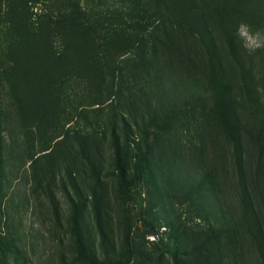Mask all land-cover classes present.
<instances>
[{
    "label": "rangeland",
    "instance_id": "obj_1",
    "mask_svg": "<svg viewBox=\"0 0 264 264\" xmlns=\"http://www.w3.org/2000/svg\"><path fill=\"white\" fill-rule=\"evenodd\" d=\"M263 74L264 0H0V264H264Z\"/></svg>",
    "mask_w": 264,
    "mask_h": 264
},
{
    "label": "trees",
    "instance_id": "obj_2",
    "mask_svg": "<svg viewBox=\"0 0 264 264\" xmlns=\"http://www.w3.org/2000/svg\"><path fill=\"white\" fill-rule=\"evenodd\" d=\"M220 3V2H219ZM263 82H264V74H263ZM233 87L230 83L225 80L219 79L217 83H215V97L219 105V110L221 112V117L223 121L227 124L231 134L235 135L237 132H241V122L239 117V112L237 109V102L233 96ZM3 149V136L0 132V163L2 162L1 158V150ZM146 154H142L140 156V162H142V166L146 165ZM120 169L124 172L123 167ZM122 178L125 180L126 176L122 173ZM1 178V177H0ZM129 186L127 183H123L122 193L128 194ZM177 243V242H176Z\"/></svg>",
    "mask_w": 264,
    "mask_h": 264
}]
</instances>
